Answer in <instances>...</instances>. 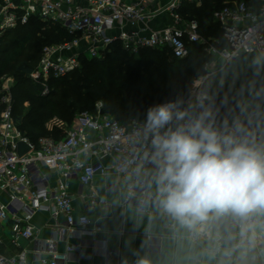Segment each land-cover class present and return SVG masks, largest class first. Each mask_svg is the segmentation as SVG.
<instances>
[{
    "label": "built area",
    "instance_id": "1",
    "mask_svg": "<svg viewBox=\"0 0 264 264\" xmlns=\"http://www.w3.org/2000/svg\"><path fill=\"white\" fill-rule=\"evenodd\" d=\"M203 0H2L0 1V38L8 31L26 24L31 17L59 24L72 36L47 44L31 73L34 81L47 82L79 69L82 59L101 58L111 45L119 43L130 54L136 55L144 48L167 50L174 58L184 59L191 53L190 44L199 43L212 56L200 77L181 99L165 101L177 104L185 113L183 120H175L171 127L204 118L206 125L221 134H230L258 151H264V107L243 108L225 118L215 116L217 108L204 90L209 69L218 70L241 53L254 54L264 59V0L234 1L213 11L211 20L220 25L225 45L219 47L218 39L206 38L198 20L181 13L185 2L201 5ZM164 16L163 23H153ZM44 84V83H43ZM45 85V84H44ZM11 86H2L3 109L0 114V264H65L69 253L79 251L73 245L67 251L55 250V244L66 236L90 235V218L74 215L69 181L79 183V196L86 194L98 175H105L109 167L105 157L113 159L112 169L124 183L125 204H134L138 213L160 210L158 185L151 188L150 175L153 162L152 135L146 133V116L133 118L128 124L103 112L102 102L96 111H82L64 136L55 139L44 136L35 145L19 128L13 115ZM46 93V91L44 92ZM161 104V103H160ZM25 141L32 149L25 155L18 153V143ZM46 166L60 174L61 180L49 187L48 175L39 167ZM36 170V173H35ZM89 196L96 197L91 189ZM48 211L54 218L64 216L55 223L46 249L34 251L29 259L26 248L8 249L4 232L9 231V241L37 238L34 216ZM196 223V222H195ZM195 223L189 225V236L199 239ZM233 240L220 230L214 231L207 251L221 256L226 264L264 262V209H257L244 217L233 218ZM213 229V226L210 225ZM107 259L120 252L103 245Z\"/></svg>",
    "mask_w": 264,
    "mask_h": 264
},
{
    "label": "trees",
    "instance_id": "2",
    "mask_svg": "<svg viewBox=\"0 0 264 264\" xmlns=\"http://www.w3.org/2000/svg\"><path fill=\"white\" fill-rule=\"evenodd\" d=\"M225 2L203 0L199 6L185 2L180 11L185 17L198 20L201 33L208 39L217 38V45L223 47L225 40L221 27L211 17L214 10L226 5ZM71 38L59 24L38 17H31L26 24L6 32L0 38V78L5 74L14 76L13 115L19 128L35 145L45 134H49L46 127L48 119L56 116L70 126L77 112H95L99 100L103 103L104 113L113 115L123 123L128 124L133 118L142 119L149 107L184 98L188 94L185 93L186 86H178L176 77L199 76L206 62L202 54L203 45L199 43L190 44L191 53L184 59L174 58L167 50L152 48H144L133 55L119 43H114L105 56L84 58L79 69L63 77L49 79V92L41 94L40 84L47 85V82H34L31 73L38 63L42 48ZM211 41L214 42V39ZM249 70L256 71L264 78V59L254 54L241 53L217 70L210 83L221 88L233 84L237 76ZM209 80L205 81L204 87ZM26 101L30 106L23 111L21 109ZM215 106V116L218 118H225L238 111L231 99L227 102V109L217 104ZM263 107L264 100L252 109ZM2 109L0 100V114ZM63 136L57 133L52 137L60 139ZM211 218L214 228L222 231L231 242L235 232L232 222L234 214L228 211L222 216Z\"/></svg>",
    "mask_w": 264,
    "mask_h": 264
},
{
    "label": "crops",
    "instance_id": "3",
    "mask_svg": "<svg viewBox=\"0 0 264 264\" xmlns=\"http://www.w3.org/2000/svg\"><path fill=\"white\" fill-rule=\"evenodd\" d=\"M164 19V16H159L153 24L160 26ZM103 162L109 167L107 174L98 175L93 183L85 188L84 196L78 194L77 180L73 179L68 183L74 215H87L90 218L88 227L94 232L90 235L66 236L55 244V250L59 252L67 251L69 245L79 248V251L69 253L65 264H226L223 257L214 256L206 250L214 234L213 230H216L211 223V217L222 216L224 212L212 211L208 213L207 219L197 221L195 227L199 232V239L194 240L189 236V224L181 223L160 210L143 214L137 212L134 204H125L127 191L122 180L112 169L113 159L105 157ZM39 168L42 173L48 175L49 187L57 186L62 179L53 169L46 166ZM156 177L155 164L150 175L153 190L157 185ZM91 189L96 192L95 198L89 196ZM236 216L234 214V217ZM63 220V215L54 218L48 211L38 212L32 219L38 231L37 238L32 241L19 240L15 245H11L9 231L6 230L3 236L8 249L17 251L26 248L29 259L32 260L34 251L46 249L55 223ZM103 245L119 251L120 255L107 259L103 253Z\"/></svg>",
    "mask_w": 264,
    "mask_h": 264
},
{
    "label": "clouds",
    "instance_id": "4",
    "mask_svg": "<svg viewBox=\"0 0 264 264\" xmlns=\"http://www.w3.org/2000/svg\"><path fill=\"white\" fill-rule=\"evenodd\" d=\"M184 116L173 102L146 113L162 208L189 225L212 211L244 217L264 209V151L221 134L203 117L173 129L174 119Z\"/></svg>",
    "mask_w": 264,
    "mask_h": 264
},
{
    "label": "rangeland",
    "instance_id": "5",
    "mask_svg": "<svg viewBox=\"0 0 264 264\" xmlns=\"http://www.w3.org/2000/svg\"><path fill=\"white\" fill-rule=\"evenodd\" d=\"M234 1H239V0H226L225 4H230ZM58 42H61V40ZM203 48L204 50L202 54H204L203 56L206 57V62L204 64L203 73L194 78H190V77L182 78L180 76L176 77L178 80V83H177L178 86L180 87H182L183 85L186 86V89H185L186 92L184 91L185 93L189 92L190 88L196 83L198 79H200V77L205 76L208 73L207 72L208 70L205 69V66L208 62H211L212 56L208 54V52L205 50V47ZM259 62L262 63V60H260ZM261 63H259V65H261ZM217 70H218V67H211V69H209L210 75L207 79H210V80L208 81V84H206V86L204 87L205 92L209 95L213 104H217L218 106H221L224 109H227V102L228 100L231 99L232 104H235L237 110L239 109L241 110L246 107L251 108V109L254 107H257L259 103H261L264 100V78L261 77L259 74H257L256 71L249 70L237 76L233 84L226 85L221 88H216L213 85H211L210 82L212 81V75ZM0 82L2 86L4 84H8L9 86H11L10 88L11 93L13 92L12 88L15 84V78L12 74H5L4 76L0 78ZM40 86H41V89H39V91L41 94H46L49 92L50 85L48 82H47V85L40 84ZM45 91L46 93H44ZM2 97H3V93H2V88H1L0 90L1 103H2ZM99 102H102V101L100 100L97 101L96 105ZM29 106H30V103L26 101L24 103L23 109L21 110L24 111L27 108H29ZM77 113H80V111ZM111 116L113 117V115ZM46 127L49 130V134H45V136H55L57 133L58 135L59 134L64 135L66 130L69 128V124L55 116V117L48 119V121L46 122Z\"/></svg>",
    "mask_w": 264,
    "mask_h": 264
},
{
    "label": "water",
    "instance_id": "6",
    "mask_svg": "<svg viewBox=\"0 0 264 264\" xmlns=\"http://www.w3.org/2000/svg\"><path fill=\"white\" fill-rule=\"evenodd\" d=\"M31 149H32V145L29 143H26L25 141H21L18 143V153L20 156L25 155Z\"/></svg>",
    "mask_w": 264,
    "mask_h": 264
}]
</instances>
